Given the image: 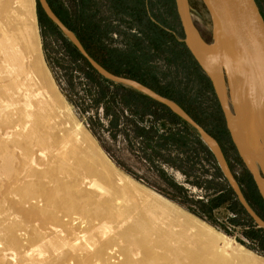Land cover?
<instances>
[{
  "label": "bare ground",
  "instance_id": "bare-ground-1",
  "mask_svg": "<svg viewBox=\"0 0 264 264\" xmlns=\"http://www.w3.org/2000/svg\"><path fill=\"white\" fill-rule=\"evenodd\" d=\"M33 4L0 0V264H264L114 167L62 96L47 90L56 87L34 35ZM178 7L190 49L215 76L212 45L185 0ZM222 50L231 118L264 183V85L252 63L245 68L226 42ZM130 187L151 202L122 209Z\"/></svg>",
  "mask_w": 264,
  "mask_h": 264
},
{
  "label": "trees",
  "instance_id": "trees-1",
  "mask_svg": "<svg viewBox=\"0 0 264 264\" xmlns=\"http://www.w3.org/2000/svg\"><path fill=\"white\" fill-rule=\"evenodd\" d=\"M46 1L54 15L74 34L87 55L99 67L114 76L141 84L179 105L192 119H195L170 91L175 84L171 72L159 71L156 68V63L162 61L168 69L170 67L175 71L180 69L183 76L187 78L190 74L198 76L195 95L212 93L209 79L201 71L183 42L182 26L175 8V0H164V2L67 0L65 7L60 5L58 0ZM102 4L106 5L108 16L104 14ZM112 18L118 24L127 22L129 29L136 31L126 36L123 50L112 48L107 43L111 31H117V28L111 25L114 22ZM43 19L46 25L54 26L44 15ZM69 49L71 56L81 65L79 70L85 71L88 85L94 88L89 90L90 104L101 110V118L98 112H95L85 119L90 133L99 140L97 127L101 126V120L106 121V130L111 137L115 139L117 133L121 134L127 144L129 154L134 156L135 151L136 155L142 156L149 167L147 170L161 180L159 185L144 180L146 186L214 228L222 230L225 234L231 236L235 232L240 233L255 247H250L238 240L242 245L256 253L263 254L264 229L256 227L228 186H225L223 182L221 184L216 182L217 178L220 180L224 178L219 174L215 165L213 173L208 175L204 183L210 192L204 199L195 200L181 184L168 175L166 167L176 169L185 177L192 178L193 175L190 174L192 171L186 167L189 163L188 158L191 155L197 158L200 152L210 163H215L213 155L201 142L197 133L166 106L130 87L98 74L72 44H69ZM176 82L182 84L180 81ZM216 106L217 121L220 123L218 135L226 139L223 117L217 103ZM82 111L85 112V108ZM104 150L107 152V149L104 148ZM173 152L175 154L171 155ZM108 156L124 172L138 179L134 173L123 168V165L109 153ZM230 169L233 171L232 167ZM192 180H194L190 182L192 185L202 187L197 180ZM236 181L240 187L243 185L248 188L253 187L252 198L264 214V203L260 200L247 172L243 171V175L237 176ZM242 194L252 208L243 190ZM223 204H227L225 208L232 214V217L226 218L230 229L220 227L223 224L217 223L220 214L218 210ZM253 211L264 220L261 214Z\"/></svg>",
  "mask_w": 264,
  "mask_h": 264
},
{
  "label": "rangeland",
  "instance_id": "rangeland-1",
  "mask_svg": "<svg viewBox=\"0 0 264 264\" xmlns=\"http://www.w3.org/2000/svg\"><path fill=\"white\" fill-rule=\"evenodd\" d=\"M58 1H59L60 5H64V7L66 6V4L68 2L67 0H58ZM154 1L164 2V0H154ZM255 1L257 3V6L260 10V13H261L263 19H264V0H255ZM44 2H46V4L48 5L46 0H44ZM62 2L65 4H63ZM33 3L34 4L31 7V10H32L33 16H34L33 20H32V27L34 30V35L38 39V43H39L38 47H39L44 65L48 69L49 74H50L51 78L53 79L54 85L56 87V89H54V91H53L51 88H49V86L46 85L48 92L53 96V98H56L58 100L60 99L58 94H60L62 96L64 101L69 106L74 118L78 122H80L82 124V126L84 127V129L92 136V138L95 140L96 144L99 146V148L102 150V152H104V154L111 161V163L114 165V167L116 169H118V171H120L124 175L131 178L133 181H135L140 186H143V187L153 191L154 193L160 195L164 199H166L169 202H171L172 204L176 205L178 208L185 211L186 213L192 215L191 213L186 211L184 208H182L181 206H179L175 202L169 200L168 198L164 197L160 193L156 192L152 188L145 185L144 180L148 181L150 183H153L155 185H159L161 183V180H160V178H158L153 173H150L147 170V169H149V167L145 164L142 156L136 155L135 151L133 152V153H135L134 156L129 154V152L127 150V148H128L127 144L124 141V139L121 137V134L117 133L115 139L111 137V135L106 130V128H107L106 121L101 120V122H100V123H102L101 126L97 127L96 131H97V136L99 137V140H97L90 133V131L88 130V128L86 126V121H85L86 117H89L92 114H94L95 112H98L99 117L101 118V110L94 108L90 104L89 90L94 89V88L88 85L87 79L85 78L86 76L84 74L85 71L83 72V71L79 70V69H81L80 63L78 61H76L71 56L69 44H72V42L55 25V23H53L45 15L44 10L42 8V5L38 2V0H33ZM105 4L108 5L107 2H105ZM105 4L104 5L102 4L103 10H104V14L108 16L109 13L105 7L106 6ZM185 4H186L189 20H190L191 24L193 25V27L195 28V30L197 31L199 37L201 38V40L206 45H208V46L212 45L213 39H212L211 21H210V18H209V15H208L206 9L201 4L200 0H185ZM175 8H176V11H177L178 16H179L181 13V9L178 7V4L176 2H175ZM161 12H163V10ZM43 15L45 17H47V19L54 26L50 27V26L46 25L45 20L43 19ZM112 20L114 21V18H112ZM127 24H128L127 22L120 23V24L116 23L115 21L112 22L111 25L117 28V31H115V30L111 31L110 37L107 40V43L110 44V46L112 48L123 50L125 47L126 36H128L132 33H136L135 30H132V29L130 30ZM181 28H182L183 37H184L183 42L185 43L187 49L190 51L189 45H188L187 29H186V27H185V29H184V27H181ZM190 53L193 56L191 51H190ZM197 64L199 66L198 62H197ZM156 68L159 71L171 72V74H172L171 76L175 80V84H174L175 88L173 87V89L170 91L172 93H174L175 98L177 100H179V102H181L183 107L185 109H187L189 112H191L192 116L195 119H192L182 108L181 109L193 121L197 120L198 123L195 121L196 124L202 129V131L210 139H212L217 144L221 153L223 154L225 163H226L227 167L229 168L230 173L232 174V176L234 177V179L236 181V177L242 176L243 171H246V170H245L244 164L242 163V160L240 159V156H239L237 150L235 149V147H234V145L230 139V136L227 132L224 118H223L222 123H223V127L225 129V132L227 134L226 139L225 138L222 139L218 135L219 134L218 126L220 123L217 121L218 113L216 112V109H217L216 103H217L218 107H219V103L217 101L216 94H215V91H214V88H213V85H212V82L210 81V79L206 76L209 79L210 87L212 88V93L206 92L203 95L202 94L195 95V91H196L195 89L198 85V76L190 74L189 78H187V77L183 76L180 69H178L177 71H175L171 67H170V69H168L167 65L162 61H159L156 63ZM199 68L205 74V72L202 70V68L200 66H199ZM224 80H225V87H226L227 106H228L230 113L233 114L234 112H233V108L231 106L232 95H231V90L229 87V79H228V76L225 72H224ZM176 81H180L182 84H177ZM176 106L178 108H180L179 105L176 104ZM84 108H85V112L82 111V109H84ZM222 117H223V115H222ZM184 122L186 124H188L186 121H184ZM188 126L191 127V125H189V124H188ZM191 128L193 129V127H191ZM193 130L197 133V131L195 129H193ZM197 135L199 136L198 133H197ZM199 138H200V136H199ZM200 140H201V138H200ZM201 142H202V140H201ZM134 147H136V145H134ZM104 148L107 149V152L104 150ZM108 153L111 156H113V158H115L119 163H121V165H123V168L134 173L138 177V179H135L132 176L128 175L126 172H124V170L122 168L115 165V163L108 156ZM174 154L175 153L173 152V154H171V155H174ZM213 158H214V156H213ZM214 160H215V158H214ZM188 161H189V163H188V166H186V167H187V169L190 168V170L192 171V172H190V174L192 173V175H193L192 178L185 177L181 172H179L176 169L166 167V171H167L168 175L171 176L175 182L181 184L184 187V189H186L188 191V193L195 200L204 199L206 197V195L208 193H210L208 191V189H206V186L204 184L205 181L208 179V175L213 173V167L215 168V166H216L218 168L219 174H221L222 177L224 178V176L220 170L221 168L219 169V165H218L216 160H215L214 164H213V162L210 163V161H208L204 158V156L201 152L198 154L197 158L195 156L191 155L188 158ZM230 167L233 168V171L230 169ZM192 179H195V181L197 180L202 185V187H197V186L192 185L190 183L191 181H194ZM216 182L220 183V184L223 182V184L225 186H228L231 189L230 185L228 184V182L225 178H224V180H220L219 178H217ZM123 183L126 184L125 182H123ZM236 185H237V187L241 193L243 190V193L249 199V202H250L253 210L257 211L259 214H261L262 217H264V214L260 211V209L255 204V200L252 198V195L254 194L253 187L248 188L246 185H243L240 187V185L238 184L237 181H236ZM254 188H255V185H254ZM129 191H130V195H129L130 200H126V198H123L121 200L122 209H125V210L129 209V211H131L130 206L134 205L133 201H139V202H144V203L151 202V199L149 197H146V195L144 193H141V191L139 189H135L133 187H130ZM231 191L233 192L232 189H231ZM256 192H257V190H256ZM259 198H260V196H259ZM131 200H132V202H131ZM260 200H262V199L260 198ZM126 202H128L129 204L128 203L126 204ZM246 203H247V201H246ZM226 205L227 204H223L221 206V208L218 210L220 214L218 216L217 223L223 224L220 227L224 226L226 229L227 228L230 229V224L226 223V218L232 217V214H230V212L227 211V209L225 208ZM254 215L257 219V222L259 221V222L264 224V220L262 218H260L259 216H257L255 212H254ZM192 216L195 217L196 219L202 221L206 225L212 227L215 231L224 235L228 239H231L235 244L241 246L243 249L249 251L250 253L254 254L257 257L264 259V252H263V254L262 253L261 254L256 253V252L248 249L246 246L242 245L238 241V240H241L246 245H248L250 247H255L247 239H245L243 236H241L240 233L235 232L231 236L227 235L222 230L214 228L213 226L209 225L208 223L204 222L203 220L197 218L194 215H192ZM17 221H19V219H17ZM19 224L20 223H18V226H21V228L18 227V229H22L23 223L21 222L22 225L21 224L19 225ZM256 227L264 229V226H260V227L256 226ZM94 264H96V262ZM97 264H98V262H97Z\"/></svg>",
  "mask_w": 264,
  "mask_h": 264
},
{
  "label": "water",
  "instance_id": "water-1",
  "mask_svg": "<svg viewBox=\"0 0 264 264\" xmlns=\"http://www.w3.org/2000/svg\"><path fill=\"white\" fill-rule=\"evenodd\" d=\"M38 2L42 5L45 15L69 38L79 54L94 68V70H96L98 74L106 79L130 87L150 97L158 103L166 106L172 113L191 125V127H193V129L199 134L202 142L214 156L219 165V169L221 168L220 170L224 178L233 190L241 207L253 220L256 226H264L263 223L259 221L257 222L254 212L239 191L236 181L230 173L219 147L202 131L195 121H193L181 108H178L174 102L167 100L135 81L114 76L99 67L87 55L74 34L53 14L46 2H44V0H38ZM175 2L178 4V0H175ZM200 2L206 9L211 21L213 39L212 47L214 51L213 57L216 61L215 76H212L210 72L204 69L203 65L198 61L190 47L189 49L195 60L199 63V66L212 82L230 139L244 164L247 174L254 183L258 195L264 202V183L252 162L248 146L245 144V135L243 132L242 137L244 139V145L240 143L238 135H242L240 131L241 129L236 128L227 106L224 80V53L222 50L223 42L228 43L231 46V50L241 56L245 68L250 69V63L253 64L258 77H260L264 85V19L255 0H200ZM182 13L183 12L181 11L179 15L180 23L184 29L185 27L187 29L185 15Z\"/></svg>",
  "mask_w": 264,
  "mask_h": 264
}]
</instances>
